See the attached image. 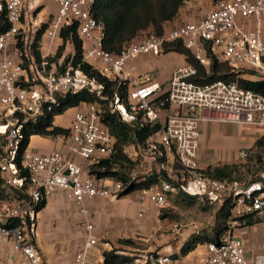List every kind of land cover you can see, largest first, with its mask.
I'll use <instances>...</instances> for the list:
<instances>
[{
	"label": "built area",
	"instance_id": "2783aa9c",
	"mask_svg": "<svg viewBox=\"0 0 264 264\" xmlns=\"http://www.w3.org/2000/svg\"><path fill=\"white\" fill-rule=\"evenodd\" d=\"M44 0H4L7 29L0 33V181L5 187L24 188L28 201L0 199V242H10V254L0 258V264H49L34 243L36 204L55 191L71 201L83 215L80 222L81 241L70 258L61 264H97L95 250L98 240L94 226L87 219L86 201L101 198L109 201L126 200L143 207L152 204L166 207V195L181 192L208 204L220 205L224 196L235 202L233 217L227 231L217 241L203 244L195 261L181 264H264V249L244 255L241 240L232 231L246 226L242 215L256 211L264 232V192L261 183L253 181L245 186L236 181L229 184L200 172L196 161L199 124L201 122L238 123L264 128V95L239 87L236 82L214 80L196 84L190 80L196 72L194 65L183 62L171 68L168 78L159 82L148 71L131 77L125 64L138 56L160 57L168 44L178 42L193 59L206 70L207 51L225 60L233 72L250 70L264 76V38L261 17L264 0H216L203 15L193 20H177L161 33H148L129 41L118 53L101 47L102 24L90 14L93 0H48L55 7L46 23L40 45L46 54L53 53L62 26L75 23L77 35L83 43L82 61L93 66L101 75L123 82L125 98L113 94L110 112H116L126 123L133 121L158 123L159 130L148 137L140 149L147 161L146 169L163 172L166 180L159 186L140 188L123 193L121 183L97 178L87 171V164L112 152L113 137L99 120L98 103L78 105L62 140L65 150L47 153L27 148L17 156L22 123L35 120L42 105L54 102L55 97L85 89L101 97L102 85L67 62L55 69L39 62L37 78L28 80L27 70L11 51L17 39L28 48L33 32L40 21L29 23L32 9ZM237 18L242 19L237 21ZM251 21V26L247 27ZM28 50V49H27ZM72 52V50H71ZM60 59V58H59ZM29 64L30 70L36 69ZM134 157V149L125 148ZM172 156L177 169L168 162ZM245 152H240L243 159ZM24 169L26 174H22ZM256 193V194H254ZM12 222V225H9ZM178 228L177 223L172 224ZM133 264H172L168 254L155 252Z\"/></svg>",
	"mask_w": 264,
	"mask_h": 264
},
{
	"label": "trees",
	"instance_id": "16d2710c",
	"mask_svg": "<svg viewBox=\"0 0 264 264\" xmlns=\"http://www.w3.org/2000/svg\"><path fill=\"white\" fill-rule=\"evenodd\" d=\"M186 0H93L90 7V14L102 24V40L101 47L104 51L110 53H118L119 50L129 41L139 36L154 33L159 34L165 28L164 25H172L177 21L176 16L182 4ZM4 0H0V33L4 32L8 27L5 16ZM46 27L45 22L39 23V26L33 32L32 38L28 43V48L22 40L17 39L12 50L16 57L21 60V65L27 70L28 80H31V70L29 64H34L35 73L39 70V62L46 61L45 67L50 68L53 64L57 70L63 67L67 62L73 67H77L81 72L85 73L89 78L100 83L103 87L101 97H95L93 93L80 90L76 93H65L55 97L54 102L44 103L42 105L41 114L35 120H26L22 123L21 140L18 147L15 161L19 165L20 152L27 147V142L31 135H40L53 138L57 135H67L68 129L52 124L55 115L63 113L67 108L75 107L84 103H98L99 120L105 126L108 133L113 137L112 152L106 156H101L95 161L87 164V171L97 178H104L121 183L123 193H130L140 188L149 186H159L166 180L163 172H158L152 168L144 175L133 178L130 171L133 169L140 149L144 146L145 140L159 130V124H147L144 122L122 121L116 112L109 111V105L112 96L116 93L120 98L124 99L126 95V86L123 82L109 79L101 75L93 66L82 61L83 43L75 30V23L62 26L59 28V41L55 51L51 54L41 56L40 39L41 34ZM72 47V52L64 54L66 45ZM28 49V50H27ZM165 52H174L182 56L185 63L195 66L196 72L190 77V80L196 84H207L214 80H223L225 82H236V84L246 90H251L264 95V76L258 79H247L241 74H250V70L239 72L231 71L230 65L220 59L217 55H213L207 51L209 64L207 70L198 64L190 54L178 42L167 45ZM60 58V59H59ZM264 63V59H263ZM263 135L256 138L252 146L246 150L251 152L247 160L242 163H220L207 165L200 172L210 178H215L229 184L236 181L239 185L259 181L261 183V191L264 192V142ZM132 147L137 156L129 157L124 150ZM136 158V159H135ZM253 167V170L251 168ZM22 174H26L24 169H20ZM256 194V193H254ZM173 198L175 202H193L198 201L195 197L185 195L181 192L175 194H167L168 198ZM11 198L14 200L28 201V195L24 188L5 187L0 181V199ZM204 203L205 201H199ZM207 203V202H205ZM208 204V203H207ZM45 205V200L39 201L35 206V211H40ZM211 205V204H209ZM235 202L230 196H224L222 203L215 207L210 225L189 234L178 248V255L184 256L193 250L197 245L210 241H217L225 235L227 224L233 217V209ZM159 209L158 216L160 218L167 217L164 208ZM172 207V206H171ZM171 217H174L171 215ZM239 219L245 221V225L257 224L260 217L256 211L242 215ZM9 225H12L10 222ZM117 242L122 244H131L129 238H119ZM99 264H133V258L122 254L118 248L103 249L100 252ZM170 258H176L177 254H170ZM146 264V263H142Z\"/></svg>",
	"mask_w": 264,
	"mask_h": 264
},
{
	"label": "crops",
	"instance_id": "0c3cea01",
	"mask_svg": "<svg viewBox=\"0 0 264 264\" xmlns=\"http://www.w3.org/2000/svg\"><path fill=\"white\" fill-rule=\"evenodd\" d=\"M44 0L42 6L32 9L29 17L28 26L32 22H38L41 11L44 7ZM216 0H190L186 6V10L180 8L176 19L178 20H193L203 15V13L213 5ZM49 3V2H48ZM192 3V5H191ZM32 18V19H31ZM242 19L237 18V21ZM251 21L248 22L247 27H250ZM165 24L164 27H167ZM261 31L264 38V14L261 17ZM43 51V52H42ZM16 57L15 52L12 51ZM41 56H45L46 52L43 47H40ZM173 55V62L167 60L166 55ZM162 58L155 56H138L132 61L125 64L126 70L131 77L148 71L151 76L159 81H165L173 66L182 64L184 62L182 56L174 52H166ZM250 74H241L242 77L247 79H258L259 75H256L253 71ZM77 106L67 108L63 113L55 115L52 120V124L67 128L72 118V114ZM70 111V112H66ZM66 112V113H65ZM65 113V114H64ZM63 114V115H62ZM62 115V119L57 121L56 118ZM264 133V128L256 125L238 124V123H219V122H201L199 124V138L198 147L196 150V161L200 169H203L207 165H214L220 163H233L237 159H240L239 153L246 152L254 142V140ZM27 149L38 152L47 153L52 150H65V146L62 140L40 136L31 135L27 142ZM131 149H133L131 147ZM140 153V152H139ZM137 156V152H134V157ZM138 154L136 161L140 160ZM168 162L177 169L178 166L172 156H167ZM144 166L147 161L142 158L140 161ZM146 168V166H145ZM62 192L55 191L48 195L45 200L43 208L37 212L35 220V235L38 232V237H34V243L40 252L42 258L49 264H61L71 257L70 253H53V250L44 246V241L41 238L42 233L45 230V226L48 220L54 219L56 213L61 211L62 207ZM101 198H92L86 201L85 206L88 210L87 219L90 220L94 226L95 234L98 238L102 239H142L141 236L147 239V237L153 238V246L156 248L159 254H177L176 258H171L172 264H181L183 261H195L199 252L203 248V244L197 245L193 250L189 251L184 256L178 255V248L185 238L193 233L197 232V229L192 225L184 228H174L172 224L175 222L169 221L166 217L160 218L158 216L159 209L152 204H146L143 207V213L141 216L136 217L137 211L140 209L139 205L126 202V200H118L112 206L104 204L100 200ZM199 201V200H198ZM166 206H169L166 202ZM60 216V214H59ZM61 216L59 217V220ZM232 235L241 240L244 255L249 257L252 253L258 252L264 249V232L259 223L253 225H247L241 228L234 229ZM103 250L104 246H108L107 241L101 242ZM148 249L150 246L147 247ZM10 242L3 240L0 242V258L10 254ZM97 257V263L100 262V250L97 247L95 250Z\"/></svg>",
	"mask_w": 264,
	"mask_h": 264
},
{
	"label": "rangeland",
	"instance_id": "374dc122",
	"mask_svg": "<svg viewBox=\"0 0 264 264\" xmlns=\"http://www.w3.org/2000/svg\"><path fill=\"white\" fill-rule=\"evenodd\" d=\"M190 1V0H186ZM190 2H184L181 6L184 10H186L185 5H189ZM192 5V3H191ZM55 7L48 3L47 1L44 2L43 10L40 13V16H38L41 20V22L48 20L50 16L54 13ZM32 19V18H31ZM40 22V23H41ZM72 47L67 44L66 49L64 50V54H68V52H71ZM11 51H13L11 49ZM43 52V51H42ZM159 58H162L161 56ZM167 60L173 62V55L167 54L166 55ZM38 73H41L39 70H37ZM31 79H36L37 74L35 73L34 69L31 70L30 73ZM67 113L70 111H66ZM65 112V113H66ZM64 113V114H65ZM63 115V114H62ZM62 115L58 118H56L57 121L62 119ZM264 136V133H263ZM264 142V137H263ZM249 149V148H248ZM246 155L243 159H237L236 163H242L247 160L248 155L251 153L248 151L245 152ZM141 156H139L140 158ZM142 161V158L137 162H135V165L133 169L130 171V176L133 178H137L138 176L144 175L148 172V169L145 168V166L140 162ZM264 165V163H263ZM264 168V166H263ZM253 170V167L251 168ZM264 176V173H261ZM61 196V195H60ZM62 197V207L61 211H58L56 213V216L54 219H50L47 221L45 230L42 233V239L44 241V246L50 248L53 250V253H70L72 254L79 246V243L81 241V230H80V222L83 219V215L78 210V207L75 206L71 201L66 199L63 195ZM104 204L108 206H112L115 204V201H109L106 199H100ZM168 205L171 208L168 210L167 208H164V212L167 215V219L171 222H175L179 224V227L184 228L185 226H193L197 230H202V228L207 227L210 225L213 217V211L218 204L209 205L207 203H202L199 201H193V202H175L173 201V198H168L167 201ZM172 206V207H171ZM160 212V211H159ZM234 213V209L232 211ZM59 214L61 216V219L59 220ZM174 216V217H171ZM38 232L36 231V235L38 237ZM142 239H131V244H122L117 242V238L113 240L109 239H100L97 237L98 244L97 247L99 248L101 252L102 244L101 242L107 241L108 246H104V249L110 248H118L119 251L122 254L128 255L130 257L137 258L138 262L140 260H143L144 257H148L149 254H154L156 251V248L153 246V238L147 237L144 238L141 236ZM150 246L148 249L147 247ZM134 260H132V263ZM99 264V263H97Z\"/></svg>",
	"mask_w": 264,
	"mask_h": 264
}]
</instances>
